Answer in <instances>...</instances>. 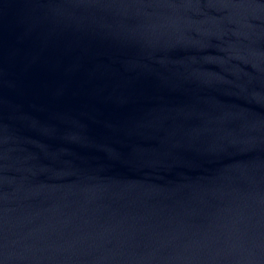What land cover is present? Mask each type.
<instances>
[{
  "label": "water",
  "instance_id": "95a60500",
  "mask_svg": "<svg viewBox=\"0 0 264 264\" xmlns=\"http://www.w3.org/2000/svg\"><path fill=\"white\" fill-rule=\"evenodd\" d=\"M0 264H264V0H0Z\"/></svg>",
  "mask_w": 264,
  "mask_h": 264
}]
</instances>
